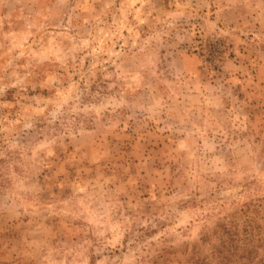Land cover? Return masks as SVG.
<instances>
[{"label": "rangeland", "instance_id": "1", "mask_svg": "<svg viewBox=\"0 0 264 264\" xmlns=\"http://www.w3.org/2000/svg\"><path fill=\"white\" fill-rule=\"evenodd\" d=\"M0 264H264V0H0Z\"/></svg>", "mask_w": 264, "mask_h": 264}]
</instances>
